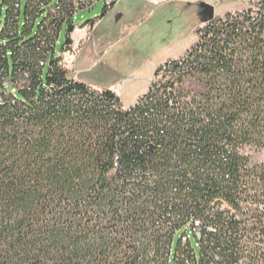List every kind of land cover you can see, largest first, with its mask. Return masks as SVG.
Masks as SVG:
<instances>
[{
	"label": "trees",
	"instance_id": "16d2710c",
	"mask_svg": "<svg viewBox=\"0 0 264 264\" xmlns=\"http://www.w3.org/2000/svg\"><path fill=\"white\" fill-rule=\"evenodd\" d=\"M87 5L0 0V264H264V0L128 107L58 49Z\"/></svg>",
	"mask_w": 264,
	"mask_h": 264
},
{
	"label": "rangeland",
	"instance_id": "374dc122",
	"mask_svg": "<svg viewBox=\"0 0 264 264\" xmlns=\"http://www.w3.org/2000/svg\"><path fill=\"white\" fill-rule=\"evenodd\" d=\"M86 1L92 3L74 16L65 65L75 79L116 91L128 107L148 90L158 65L184 55L197 41L200 26L217 15L250 8L254 0H116L105 13V0ZM25 4L23 0V12ZM66 30L67 26L59 50ZM259 157L264 162V150ZM181 235L176 234L174 252ZM191 237L196 246L192 232ZM195 248L199 253L200 247Z\"/></svg>",
	"mask_w": 264,
	"mask_h": 264
},
{
	"label": "water",
	"instance_id": "95a60500",
	"mask_svg": "<svg viewBox=\"0 0 264 264\" xmlns=\"http://www.w3.org/2000/svg\"><path fill=\"white\" fill-rule=\"evenodd\" d=\"M106 6H107V5H105L104 8H105ZM121 15H122V14L120 13L118 16H116V21H118V20L120 19ZM73 30H74V25H72V24L68 25V27H67V32L71 33ZM65 43H66L67 45H70V44L72 43V39H71L70 37H66V39H65Z\"/></svg>",
	"mask_w": 264,
	"mask_h": 264
},
{
	"label": "built area",
	"instance_id": "2783aa9c",
	"mask_svg": "<svg viewBox=\"0 0 264 264\" xmlns=\"http://www.w3.org/2000/svg\"><path fill=\"white\" fill-rule=\"evenodd\" d=\"M85 1H86V0H85ZM105 1H106V4H107V5H111V4H112L114 1H116V0H105ZM87 3L91 4L89 1H87ZM180 57H182V56H180ZM180 57L172 58V59L166 60L165 62H163V64L166 65L169 61L174 60V59H179ZM154 79H156V75H155V77L153 78V80H154ZM153 80H152V81H153ZM150 85H151V84H150ZM150 85H149V86H150ZM148 89H149V88H148Z\"/></svg>",
	"mask_w": 264,
	"mask_h": 264
}]
</instances>
